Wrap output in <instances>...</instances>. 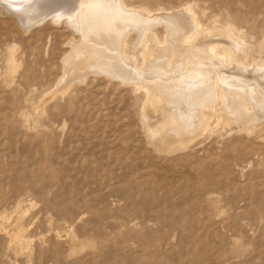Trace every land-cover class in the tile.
Masks as SVG:
<instances>
[{
    "label": "rangeland",
    "instance_id": "1",
    "mask_svg": "<svg viewBox=\"0 0 264 264\" xmlns=\"http://www.w3.org/2000/svg\"><path fill=\"white\" fill-rule=\"evenodd\" d=\"M120 2L127 18L186 15L189 35L237 40L234 66L222 48L211 52L215 91L220 79L232 80L228 93L245 87L253 121L222 123L216 100L201 132L155 149L143 128L147 90L133 79L159 73L144 47H164L170 25L155 22L145 38L126 21L120 52L105 47L118 68L68 74L86 39L77 25L63 16L21 24L0 7V264H264V0ZM183 72L152 78L183 87Z\"/></svg>",
    "mask_w": 264,
    "mask_h": 264
},
{
    "label": "bare ground",
    "instance_id": "2",
    "mask_svg": "<svg viewBox=\"0 0 264 264\" xmlns=\"http://www.w3.org/2000/svg\"><path fill=\"white\" fill-rule=\"evenodd\" d=\"M15 2L16 3H11V2H7V0H0V7L5 11L8 10L11 13H13L21 24L30 21H36L46 16L49 17L63 16V19L64 17L66 18L65 21H67L68 19L69 22H71V26L75 24L77 25L78 30H81L79 31L80 33L78 32L79 35L81 34V36L86 37V39H83V41L88 40L96 44V45L93 44L94 46L93 45L91 46L90 44L85 43L80 39L79 42L75 43L73 47L74 50L72 52V55L68 59L65 65L68 68L67 69L68 74H73L75 72H78L79 70H84V69L91 71V67L93 66L94 67L97 66L95 68L101 66V68L103 69L118 68L115 65L112 66L111 62L117 59L112 60L113 56L110 55L111 54L110 52L109 55L106 54L107 50L105 47L111 46V48L119 49L120 52L121 37L123 36V33L127 34L128 31L130 32V28L129 30H127V32H125L122 29V26L126 21H128L127 22L128 24L135 26L137 28L136 30H139L141 32L139 34L143 35V37L145 38L148 37L149 35L148 32L151 29V26L155 22L164 21L163 23L170 25V28L166 26L167 30L169 31H167L168 36L167 38H165L164 42L166 43V45L164 47L158 46V42L155 43L152 42L151 44L148 45L147 48L144 47L146 45H143L145 49L144 54L146 61L150 64L157 63V66L161 68V70H157V72L159 73L158 74H156V72L152 74L148 73L147 76H145L146 74L144 73V71L143 72L138 71L137 72V75L139 74L138 77H135L133 79V83L136 87L138 85H143L147 90L146 101L143 104L142 112H141L143 117V128L148 142L155 149L168 151L177 146L184 145L191 137L201 132L204 126L206 127L207 125L206 119L211 118V114L216 108L213 107L214 106L213 104L216 100H218L220 104H219V109L217 111V115L216 114L215 115L217 116L216 118L222 123L224 122L231 123L232 121H239L244 124L252 123L254 115L249 114L248 112L249 110L247 111L246 108L243 106L245 100L248 99L246 97L247 92L245 91L246 89L245 87L244 89V88H238V86H236L238 89L237 91H235L233 90L235 88L232 89L231 86L230 88L235 92L231 91L232 93H228L229 90L228 89L225 90L223 89V87L228 86V83L230 82L233 84L232 80H228V79L221 80L219 78L220 79L219 83H221L220 89L222 90L218 91L217 93L215 91V87L218 86L217 83L218 78L217 77H215L216 79L214 78L215 69L213 68L214 67L213 65L217 66L218 62L215 61L211 52L216 47L222 48V50L227 55L229 60H231V64L233 65L234 60L232 59L233 57L235 58L234 56V53L236 51L235 48L236 46H238L236 39H235L236 41L234 42H228L227 41L228 38H226V40L222 38H217L218 36L224 35V33L222 34L221 32H220L221 34L207 32L206 34L194 33L192 35H189L192 26L188 22V19L184 18L186 15L185 16L183 15L184 16L183 18L186 20H184L183 18H181L182 20L178 19V17H176L175 15H169V16L166 15L165 17H158L157 19L156 18L149 19L142 13L128 12L129 15L127 18L124 14L120 15L117 12L121 8L120 0H15ZM121 22H123V24ZM98 45L99 46L102 45V47H96ZM116 52H118V50H116ZM119 52L118 54L120 55ZM97 53L98 55L100 54L101 56L104 54H106L107 56L105 58H103V56L102 57L100 56L101 58H99V60H96L98 58L93 60V56L95 58ZM67 56H69V54ZM122 60H124V58ZM238 60H240V58H238ZM99 61L100 64L97 63L98 64L97 65L96 62ZM219 65L220 64H218V68H220L221 66L223 68V64L220 65V67ZM225 65L227 64H224V69H225ZM121 66L123 67V64ZM262 66L263 65L261 64L255 65L253 69L250 71V73L255 75L261 70ZM185 70L188 72V73L183 72V74L184 73L187 74V77H185L184 79L185 81L184 80L181 81L182 80V78L180 77L181 75L178 78L179 79L181 78L180 83L187 82L184 83V86L190 85L193 87L192 89L184 90L185 89V88L183 89L184 86L178 87L177 86L178 81H176L177 80L176 77L174 78V80L176 79L175 81H169V82L166 80V77L164 78L166 82H163L164 79L157 80L152 78L158 75L159 76L163 75L165 73L170 74L171 72H174L176 73V75H178L177 72H182ZM236 70H239V68H237ZM262 72L263 73H261V75L262 74L263 75L260 76L263 78L264 81V71ZM188 74L190 75L192 74L193 79H190L189 77L190 75ZM143 76H145V78L150 80H148L147 82L143 81L145 79ZM164 76L165 75H163V77ZM171 78L168 77L167 79H171ZM223 78H226V76ZM227 78H230V75H228ZM243 81L246 80L243 79ZM250 82L251 81L248 80L249 84ZM256 83L257 82L255 81V84ZM257 84L256 86H258ZM250 86L249 88H251ZM173 87L174 88L181 87V90L183 89L184 91L180 94L176 93V90H172ZM257 88L256 87L252 88L253 90H255L254 93L255 92L257 93L258 91ZM224 90L226 91L227 94H231L232 97L229 99L226 98ZM262 92H264V90ZM262 92L260 91V93ZM50 95H52V93ZM50 95L48 94L49 97L48 96L47 97L50 98ZM250 96L249 98H251ZM257 101L259 100L257 99ZM252 103L253 102H251V104ZM260 108H262V105ZM260 108L258 109L262 110Z\"/></svg>",
    "mask_w": 264,
    "mask_h": 264
},
{
    "label": "snow or ice",
    "instance_id": "3",
    "mask_svg": "<svg viewBox=\"0 0 264 264\" xmlns=\"http://www.w3.org/2000/svg\"><path fill=\"white\" fill-rule=\"evenodd\" d=\"M7 2L16 3L15 0H7Z\"/></svg>",
    "mask_w": 264,
    "mask_h": 264
}]
</instances>
